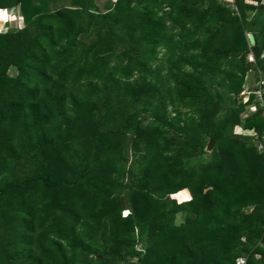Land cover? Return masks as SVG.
<instances>
[{"label": "trees", "instance_id": "1", "mask_svg": "<svg viewBox=\"0 0 264 264\" xmlns=\"http://www.w3.org/2000/svg\"><path fill=\"white\" fill-rule=\"evenodd\" d=\"M63 1L0 0V264H264L262 0Z\"/></svg>", "mask_w": 264, "mask_h": 264}, {"label": "rangeland", "instance_id": "2", "mask_svg": "<svg viewBox=\"0 0 264 264\" xmlns=\"http://www.w3.org/2000/svg\"><path fill=\"white\" fill-rule=\"evenodd\" d=\"M106 1L107 0H97L98 4L100 5V7L102 9H104ZM59 3L60 2H58V4ZM67 3H68V1L65 0V1L61 2L60 4H67ZM225 5H231V3H227ZM16 7L18 8L17 9L18 10V14L14 10V8H11V7L0 8V9H3V10L6 9V14H2L1 18H0V32H5V31L9 30L10 28H12L14 30L22 29V28H24L26 26L25 17L21 13V7L19 5L16 6ZM263 56H264V53H263ZM249 59L251 61H254V58H253L252 54L249 55ZM260 72H261V70L255 69V68L253 70L249 71V73L247 74V77H246L244 90L237 97L238 103L239 102H243L244 103V101H246V102L248 101V97L246 96L247 91H249V92L257 91L258 93H262L260 90H258V84L260 82H262L260 80H264L262 78L259 79L257 77V75H259ZM9 74L12 75V76L17 75V68L16 67H11L10 70H9ZM253 106H251V107L255 110L256 106H254V107ZM248 110H249V108H247V111ZM234 133L235 134L246 133V135H251V132L249 130L242 131L241 129H236V131L234 129ZM129 158L133 159L134 156L131 155V153H129ZM128 213H129V210H127V209L122 212L123 215H127ZM183 218H184V213L183 212L178 213L177 224H180V222L183 220Z\"/></svg>", "mask_w": 264, "mask_h": 264}, {"label": "built area", "instance_id": "3", "mask_svg": "<svg viewBox=\"0 0 264 264\" xmlns=\"http://www.w3.org/2000/svg\"><path fill=\"white\" fill-rule=\"evenodd\" d=\"M229 3H231L232 5L234 4V0H229ZM2 14H6V9H0V18ZM262 81V82H260ZM259 84H258V90H260L262 93H258L257 91H253V92H249L247 91L246 96L248 97V101H244V103L248 104L250 102V97L251 95L254 93V95H256L257 100L259 101V105L264 108V80H260ZM248 90V89H247ZM254 104L249 105L247 108H249V110L244 113L242 116L245 118L248 114H250L251 112H255L257 106L255 107V110L251 107ZM253 106V107H254ZM263 114H264V109H263ZM236 129H241L242 131L248 130L243 128L241 125L240 126H236L235 127V131ZM251 132V135L255 136L256 139H258V141L256 140V144H257V150L259 153L264 154V135L261 137V139L259 138V136L255 133L254 129L253 130H249ZM240 134H246V133H240ZM256 134V135H255ZM245 260L243 258H239L237 261V264H244Z\"/></svg>", "mask_w": 264, "mask_h": 264}, {"label": "crops", "instance_id": "4", "mask_svg": "<svg viewBox=\"0 0 264 264\" xmlns=\"http://www.w3.org/2000/svg\"><path fill=\"white\" fill-rule=\"evenodd\" d=\"M220 2L223 4V5H225V4H227V3H229V0H220ZM245 2L247 3V4H251V5H254V6H257L259 3L257 2V0H245ZM261 4H264V0H262L261 1ZM228 6H230V7H235V0H234V4L232 5H228ZM258 11L259 10H257V11H255V9L254 10H251V11H248L247 12V16H246V18H247V22L249 23V22H251L252 20H254V15L255 14H257L258 13ZM260 11L262 12V9H260ZM262 15H263V17H260L258 20H257V22H259V24H263L264 23V14L262 13ZM254 26H259L258 24L257 25H254L253 23H251V25H250V29H252ZM250 33H252V34H254V32L253 31H248V32H246V34H247V36H248V34H250ZM255 36V35H254Z\"/></svg>", "mask_w": 264, "mask_h": 264}, {"label": "water", "instance_id": "5", "mask_svg": "<svg viewBox=\"0 0 264 264\" xmlns=\"http://www.w3.org/2000/svg\"><path fill=\"white\" fill-rule=\"evenodd\" d=\"M248 38H249V42L251 45H254L256 43V39H255L254 34H252V33L248 34ZM214 144H215V141L210 140L209 145L207 147V150L210 151L213 148Z\"/></svg>", "mask_w": 264, "mask_h": 264}]
</instances>
